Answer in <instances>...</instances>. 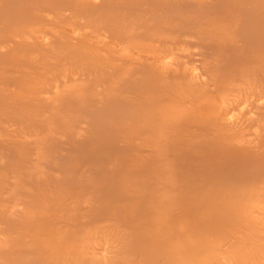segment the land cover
Segmentation results:
<instances>
[{
    "label": "bare ground",
    "instance_id": "6f19581e",
    "mask_svg": "<svg viewBox=\"0 0 264 264\" xmlns=\"http://www.w3.org/2000/svg\"><path fill=\"white\" fill-rule=\"evenodd\" d=\"M0 264H264V0H0Z\"/></svg>",
    "mask_w": 264,
    "mask_h": 264
}]
</instances>
